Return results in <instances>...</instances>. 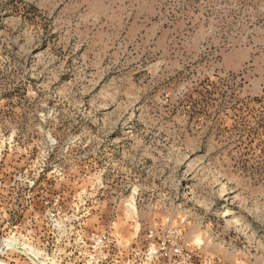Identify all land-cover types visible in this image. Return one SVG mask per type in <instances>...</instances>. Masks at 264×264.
Instances as JSON below:
<instances>
[{"label":"rangeland","instance_id":"obj_1","mask_svg":"<svg viewBox=\"0 0 264 264\" xmlns=\"http://www.w3.org/2000/svg\"><path fill=\"white\" fill-rule=\"evenodd\" d=\"M38 261L264 264V0H0V264Z\"/></svg>","mask_w":264,"mask_h":264},{"label":"built area","instance_id":"obj_2","mask_svg":"<svg viewBox=\"0 0 264 264\" xmlns=\"http://www.w3.org/2000/svg\"><path fill=\"white\" fill-rule=\"evenodd\" d=\"M148 238L149 239L154 238V235L152 234V232L149 233ZM177 238H179V235L175 236V240ZM104 241H106V237L104 235L100 236L97 240L99 244L103 243ZM169 243L170 242L167 240H160V242L157 245L150 248L149 254L151 255V257H165L166 258L167 256H169V257H175V258H180V259L187 257V255H184L182 253L181 248L176 243L171 245L170 250H168Z\"/></svg>","mask_w":264,"mask_h":264},{"label":"water","instance_id":"obj_3","mask_svg":"<svg viewBox=\"0 0 264 264\" xmlns=\"http://www.w3.org/2000/svg\"><path fill=\"white\" fill-rule=\"evenodd\" d=\"M18 250H20V249H18ZM38 263H39V264H44V263H41V262H39V261H38Z\"/></svg>","mask_w":264,"mask_h":264}]
</instances>
